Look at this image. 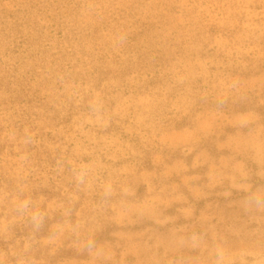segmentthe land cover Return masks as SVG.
<instances>
[{
    "label": "rangeland",
    "instance_id": "1",
    "mask_svg": "<svg viewBox=\"0 0 264 264\" xmlns=\"http://www.w3.org/2000/svg\"><path fill=\"white\" fill-rule=\"evenodd\" d=\"M0 264H264V0H0Z\"/></svg>",
    "mask_w": 264,
    "mask_h": 264
}]
</instances>
